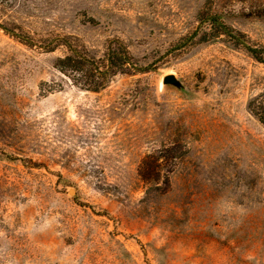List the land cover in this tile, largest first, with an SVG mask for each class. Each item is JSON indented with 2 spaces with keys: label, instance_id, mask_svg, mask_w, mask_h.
<instances>
[{
  "label": "rangeland",
  "instance_id": "rangeland-1",
  "mask_svg": "<svg viewBox=\"0 0 264 264\" xmlns=\"http://www.w3.org/2000/svg\"><path fill=\"white\" fill-rule=\"evenodd\" d=\"M205 1L64 14L92 52L119 38L145 68L99 92L63 80V49L0 29V264H264V125L248 109L264 63L201 40ZM217 9L264 45V0Z\"/></svg>",
  "mask_w": 264,
  "mask_h": 264
},
{
  "label": "trees",
  "instance_id": "trees-1",
  "mask_svg": "<svg viewBox=\"0 0 264 264\" xmlns=\"http://www.w3.org/2000/svg\"><path fill=\"white\" fill-rule=\"evenodd\" d=\"M221 1L223 0H206L204 8L198 12L201 40L223 39L233 47L246 51L256 61L264 63V45L256 44L246 34L225 22L227 15L217 9L218 2L220 4ZM47 2L51 6L49 9L39 6V3ZM94 2L95 0H0V29L30 48L47 53L63 49L64 55L58 57L54 65L63 80L82 90L99 92L118 74L145 72V68L134 61L128 46L119 38L108 39L105 50L99 54L88 49L76 35L67 32L68 26L61 21L64 14L70 18H76L80 14L88 19L84 20L86 23H97L96 18L89 15L94 9ZM65 8L69 11H65ZM61 87L62 83L55 84L51 90ZM248 109L264 125V90L250 99Z\"/></svg>",
  "mask_w": 264,
  "mask_h": 264
},
{
  "label": "water",
  "instance_id": "water-1",
  "mask_svg": "<svg viewBox=\"0 0 264 264\" xmlns=\"http://www.w3.org/2000/svg\"><path fill=\"white\" fill-rule=\"evenodd\" d=\"M163 84L166 86H173L177 89L184 90L185 86L181 79H179L175 74H167L163 78Z\"/></svg>",
  "mask_w": 264,
  "mask_h": 264
}]
</instances>
